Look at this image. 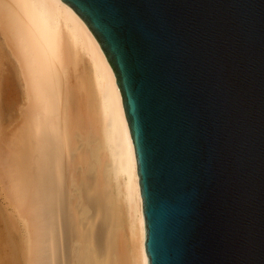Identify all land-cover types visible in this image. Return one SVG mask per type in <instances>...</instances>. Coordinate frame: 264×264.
Segmentation results:
<instances>
[{"label":"water","instance_id":"95a60500","mask_svg":"<svg viewBox=\"0 0 264 264\" xmlns=\"http://www.w3.org/2000/svg\"><path fill=\"white\" fill-rule=\"evenodd\" d=\"M111 66L147 264H264V0H61Z\"/></svg>","mask_w":264,"mask_h":264},{"label":"bare ground","instance_id":"6f19581e","mask_svg":"<svg viewBox=\"0 0 264 264\" xmlns=\"http://www.w3.org/2000/svg\"><path fill=\"white\" fill-rule=\"evenodd\" d=\"M0 75L25 87L20 143L0 140L21 156L0 147V181L10 175L1 186L25 226L26 263L147 264L121 96L84 21L61 0H0Z\"/></svg>","mask_w":264,"mask_h":264},{"label":"rangeland","instance_id":"374dc122","mask_svg":"<svg viewBox=\"0 0 264 264\" xmlns=\"http://www.w3.org/2000/svg\"><path fill=\"white\" fill-rule=\"evenodd\" d=\"M84 65H86V63ZM86 68H87V66H86ZM72 71L73 72H71V75L75 73L74 70H72ZM72 77L74 78V76H72ZM20 78L18 76H15V75L14 76L13 75L12 76L0 75V140L1 139L3 141L7 140L9 142V144H8L9 146H11V144L14 143L15 141H19L20 138H16V136L17 137L19 136L18 135L19 132L17 131V129L15 130L14 128L17 124L16 122H18L19 125L21 124L20 126H22V122H23L21 115H22V112L24 113V107L23 106H24V101H25V98H24L25 93H23V90L25 92V87H24V81L22 80L23 78L22 77H20ZM19 118H21V120ZM18 120H20L21 122ZM18 124H17V126H18ZM22 127H20V128L22 129ZM15 131H16V133L17 132L18 133L15 134ZM21 131L23 132V129ZM6 133H8L9 138H8ZM5 135H6V137H5ZM14 135H16V136H14ZM21 135H22V133L20 134V136ZM3 136L5 137V139H3L4 138ZM8 139H11V140H8ZM2 142L0 143L1 149L3 147L5 150L9 149V147L6 143H5V146H2V144H3ZM17 143H20V141ZM13 145H15V143ZM20 145L21 144H19V146H18V150H17V147H15V146L12 147L13 149L15 148V150H16V151L13 150L14 153L10 152V149H12V148H10L7 151H9V153L12 155L15 154V152H17V154H16V158H17L18 155L21 156L20 153L22 152V151H20ZM6 146L8 148H5ZM5 150H2V151L7 152ZM4 174H2V175L4 176ZM2 175L0 174V178L2 177ZM8 176H10V175L8 174ZM8 176L5 175V177H7L5 179L6 182H5V180L2 181L4 179V177L1 178L2 183L8 182V180H7ZM1 181H0V258H8L11 256V257L15 258L16 264H27L25 257L27 256L26 252H27L29 246H28V243H26L28 241H27V238H25L26 237L25 231H24L25 226L18 216L19 215L18 211H16V209L14 208V205H12L13 201L8 200L9 195H7V193H5L7 191L2 190L5 187L4 186L2 188V186L6 185V184L2 185ZM9 183H10V181H9ZM6 187L7 188H5V189H11L10 184L6 185ZM8 193H10V192H8ZM120 197H121L120 195L116 194V198L119 201L117 202V200L115 198L114 206L121 204ZM8 201L11 202L12 204H10ZM117 207L119 208V215H121L123 211L126 212L125 206H124V208H122L123 206L122 207L117 206ZM121 208L124 210L122 211ZM125 212H123V215H125L124 214ZM20 246H21V248H20ZM18 256H19L20 260H19ZM0 264H2L1 259H0Z\"/></svg>","mask_w":264,"mask_h":264}]
</instances>
